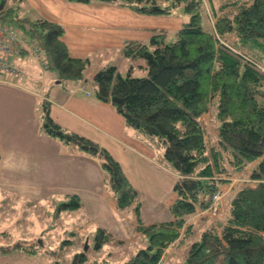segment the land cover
<instances>
[{
  "label": "trees",
  "instance_id": "16d2710c",
  "mask_svg": "<svg viewBox=\"0 0 264 264\" xmlns=\"http://www.w3.org/2000/svg\"><path fill=\"white\" fill-rule=\"evenodd\" d=\"M7 1H0V20L16 22L25 40L39 45L35 47L39 52H34L59 80L87 78L91 60L71 55L61 23L29 12L25 0H13L15 6H8ZM118 1L149 15L170 13L184 4L191 14L173 41H167L162 32L153 34L150 42L124 45L126 55L145 58L147 75L129 72L123 76L116 66L93 75L98 97L105 101H112L113 95L123 98L112 102L126 123L156 141L168 165L178 173L173 217L145 223L140 218L137 188L107 148L77 132L64 137L67 130L48 108L43 124L47 133L99 158L117 208L136 213L137 230L147 243L116 264H161L168 248L188 244V238L199 231L202 217L208 221L211 217L217 224L207 223L189 242L183 264H264V0H230L219 6L213 0ZM214 97L220 123L211 136L202 116L209 113ZM233 187L236 190L227 205L225 198ZM218 190L224 193L222 211L213 215L208 209ZM60 206L80 208L79 196L71 195V201ZM107 232L100 227L98 251L109 241ZM72 243L66 239L61 246ZM87 262L109 264L90 259L85 251L76 252L68 264Z\"/></svg>",
  "mask_w": 264,
  "mask_h": 264
},
{
  "label": "crops",
  "instance_id": "0c3cea01",
  "mask_svg": "<svg viewBox=\"0 0 264 264\" xmlns=\"http://www.w3.org/2000/svg\"><path fill=\"white\" fill-rule=\"evenodd\" d=\"M24 2L29 12L61 23L65 28L63 39L71 55L88 57L91 63L86 74L88 79L59 80L34 52L39 45L34 46L27 40L22 43L26 50L10 59L21 70L20 74L0 72V189L14 194L17 199H31L29 202L33 204L54 196L75 194L83 201L85 199L93 211L108 212L109 218L120 225L114 215L117 211L125 212L117 208L114 196L106 187L107 175L99 158L81 151L73 142L47 133L43 128L44 113L39 106L42 102L45 112L48 108L51 117L67 132H77L102 143L121 162L137 190L144 188L149 195L156 196L154 181L141 184L138 179H146L150 173L142 159H146L148 166L159 176L162 171L173 170L163 158V149L148 136L127 128L125 118L113 102L99 98L87 83L104 64L105 57L100 59L99 53L106 54L115 46L123 49L130 41L146 42L149 36L157 33L160 25L126 24L121 19L143 13L118 0ZM103 62H107V57ZM206 115L202 118L206 119ZM173 171L178 179V173ZM174 198H177L176 192ZM208 218L209 221L202 217L203 220L197 223L199 231L188 238L187 245L199 236L207 223L214 222L213 218ZM155 221L159 220L144 222ZM99 224L108 230L105 223ZM172 247L165 252L161 264L178 262V249L182 246L178 248L174 244Z\"/></svg>",
  "mask_w": 264,
  "mask_h": 264
},
{
  "label": "rangeland",
  "instance_id": "374dc122",
  "mask_svg": "<svg viewBox=\"0 0 264 264\" xmlns=\"http://www.w3.org/2000/svg\"><path fill=\"white\" fill-rule=\"evenodd\" d=\"M226 1L230 0H213L215 6H219ZM17 4L21 5L20 3ZM7 5L15 6V3H13V0H8ZM21 13L23 14L24 10H21ZM190 16L191 14L185 9L184 4H179L170 13L140 14L137 17L133 16L127 20H121L126 21V24H158L160 28L157 30V34L163 32L167 41H173L177 38L179 29L188 22ZM0 21L10 23L4 20ZM15 23L11 22L10 24L14 25ZM152 36H149L146 42H150ZM31 42L34 43H32L34 46L38 45L32 40ZM151 48L153 49L154 46H151ZM98 56L100 59L105 57L102 60L104 64L100 69L116 66L118 72L123 76H127L129 72L132 76H144L148 73L145 58L126 55L124 47L123 49L118 46L112 47L111 50L106 51V54L99 53ZM106 57L107 62H103ZM87 84L94 94H97L98 85L93 80V76L89 78ZM39 108L46 117L42 102ZM205 123L209 134L214 136L220 123L217 97H214L211 102ZM128 126L136 129L126 124L127 128H129ZM136 130L138 133L145 135L138 129ZM100 145L103 146L102 143ZM163 158H165L164 155ZM134 160L136 162L137 159ZM142 160H144L143 164L150 173L146 176V179L139 177L138 181L141 184L146 183L148 180L154 181L157 191L156 196H152L144 188L138 189L139 200L141 201L140 218L143 221L170 219L173 217L171 205L175 201L174 184L177 175L170 169L168 172L162 171L161 176H159L148 166L146 159ZM139 162L140 160H138ZM235 190L227 197V205L233 198ZM71 195L75 194L54 196L49 200H40L37 201L38 203L33 204L29 202L31 199L23 197L17 199L14 194L0 189V264H60V262L68 264L73 259L74 254L81 251L87 252L90 259L95 257L102 261L107 260L109 264H116L130 257L142 244L146 245V236L142 231L137 230V217L131 209L124 211L125 213L117 211L118 215L117 213L113 214L120 224L117 225V220L113 222L112 217L109 218L108 212L93 211L90 208L92 206L87 205L86 200L83 201L80 197V208L64 209L60 206L62 203L70 202ZM123 214H127V216ZM101 221L105 223L106 227H109L107 228L109 241L98 251L95 249V243L97 242L96 238L101 227V224H99ZM66 239L74 240V243L65 244L66 247L61 246ZM37 243L41 245L40 249ZM46 243L49 245L47 246ZM49 248L50 250H48ZM33 249L35 252H32ZM178 250L180 252L176 258L178 262L174 264H183L188 246L182 245V248ZM84 264H90V262ZM165 264H168V261Z\"/></svg>",
  "mask_w": 264,
  "mask_h": 264
},
{
  "label": "built area",
  "instance_id": "2783aa9c",
  "mask_svg": "<svg viewBox=\"0 0 264 264\" xmlns=\"http://www.w3.org/2000/svg\"><path fill=\"white\" fill-rule=\"evenodd\" d=\"M25 37L20 30L13 24L0 21V72L5 74H20V69L14 66L10 59L12 56L21 53L22 43ZM40 48H35L34 51L39 52ZM45 66L47 62L43 61ZM224 193L218 190L213 196V202L209 207L213 215H218L222 211Z\"/></svg>",
  "mask_w": 264,
  "mask_h": 264
},
{
  "label": "water",
  "instance_id": "95a60500",
  "mask_svg": "<svg viewBox=\"0 0 264 264\" xmlns=\"http://www.w3.org/2000/svg\"><path fill=\"white\" fill-rule=\"evenodd\" d=\"M111 99H112V101H116V100L123 101L124 100L123 98L116 96V95H113ZM64 137H72V134L69 132H65ZM86 248H87V244H86Z\"/></svg>",
  "mask_w": 264,
  "mask_h": 264
}]
</instances>
